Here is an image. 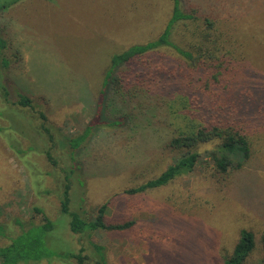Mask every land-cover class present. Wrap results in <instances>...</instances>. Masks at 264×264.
Instances as JSON below:
<instances>
[{
  "label": "rangeland",
  "instance_id": "obj_1",
  "mask_svg": "<svg viewBox=\"0 0 264 264\" xmlns=\"http://www.w3.org/2000/svg\"><path fill=\"white\" fill-rule=\"evenodd\" d=\"M251 1L252 5L240 2L234 9L226 7L233 9L232 14L225 10L221 16L214 14L217 22L211 38L218 40L217 53L216 44L201 37L206 28L201 21L177 25L173 35L178 46L194 55L198 48L206 49L208 63L218 64L217 57L226 60L222 67L223 82L226 79L229 86L226 92L246 107L247 120L252 117L244 121L252 157L242 170L217 179L213 167L204 162L163 188L129 195L125 190L158 177L176 159V152L154 141L152 128L137 138L125 126L100 127L76 159L64 147L55 148L58 168L54 169L43 153L51 144L40 134L39 120L28 112L26 119L23 113L7 110L0 98V246L48 218L56 225L45 237L48 247L78 253L83 246L82 254L90 258L84 264H95L99 257L90 237L79 241L67 226L68 217L60 213L64 170L76 168L73 209L93 218L98 207L107 204L108 223L134 221L126 231L92 235L105 248L108 264H223L243 228L256 238V248L245 264H260L264 258V0ZM170 7L169 0H0V35L7 41L0 53V82L9 80L13 94L26 87L22 93L42 107L55 130L61 129L55 132L76 137L98 121L95 110L85 104L98 103L111 57L156 39L171 16ZM164 55L176 62L183 59L172 50ZM177 92L174 88L164 99L159 94L146 98L150 108H156V114L149 115L155 127L160 126L158 114H162L170 122L165 128L169 134L175 129L169 124L176 123L184 110ZM9 125L14 128L11 134L6 130ZM213 147L201 145L199 151ZM77 162L85 172L76 167ZM37 264L78 263L65 258Z\"/></svg>",
  "mask_w": 264,
  "mask_h": 264
},
{
  "label": "trees",
  "instance_id": "obj_2",
  "mask_svg": "<svg viewBox=\"0 0 264 264\" xmlns=\"http://www.w3.org/2000/svg\"><path fill=\"white\" fill-rule=\"evenodd\" d=\"M243 0H169L171 16L162 33L152 41L143 44H134L120 53L111 57L110 65L105 72L98 103L85 104L96 112L97 123L89 124L82 134L76 137H67L56 133L49 124L48 117L35 101L25 93L26 87L12 93V83L9 80L0 82V98L5 108L10 111L32 114L40 122L39 131L46 137L50 147L45 146L43 153L54 169L58 168V161L53 151L58 146L64 147L69 155L76 159L77 153L82 150L91 134H99L100 127H127L133 130L135 137L144 130L153 129L154 141L163 142L171 151L176 152L174 162L169 165L158 177L125 190L126 194L136 195L156 190L169 185L176 179L193 173L199 164L208 162L213 168L217 179L225 178L231 172L242 170L251 160L252 143L244 121L252 120L246 107L232 98L227 93L229 86L225 79L223 82V62L220 57L215 63H208L206 49L198 48L196 55L190 50L178 46L173 41L177 25L202 22L206 26L201 34L205 42L215 43L213 49L220 51L218 40L211 38V33L216 28L215 13L221 16L224 12L232 14L234 7H238ZM252 5L251 0L242 3ZM226 7L233 8L227 10ZM7 48V41L0 35V53ZM174 51L183 59L176 62L167 58L164 52ZM4 65L7 61L3 60ZM177 89L183 99L184 110L177 115V122L171 123L175 129L173 133L165 131L167 118L161 114V124L158 127L151 118V113L156 114V108H150L146 98L159 94L160 99L169 96V91ZM17 90V89H16ZM173 97V95H170ZM17 97V98H16ZM170 97V98H171ZM171 100V99H168ZM247 112V113H246ZM1 117V115H0ZM7 122V121H6ZM7 124H9L7 122ZM12 125L6 129L13 133ZM5 130V131H6ZM58 136V140L57 137ZM22 138H28L24 134ZM214 144V147L204 153L199 151L201 145ZM205 159V160H204ZM207 159V160H206ZM209 160V161H208ZM76 167L85 172L82 164ZM71 170H64L62 192L60 193V213L66 215L67 226L71 234L90 237L89 244L99 257L95 264H108L106 253L101 245L95 243L92 235L97 231L123 232L134 225V221L124 223H108L107 204L98 207L95 217L86 218L79 211L73 209V174ZM83 185V181L81 182ZM75 194V193H74ZM40 211V210H37ZM65 222V223H66ZM56 228L53 221L45 218L43 224H31L19 235L11 238L10 243L0 246V264H37L44 260L72 258L78 264L90 260L89 256L82 254L86 251L81 247L78 253L54 251L45 241V237ZM92 239V240H91ZM264 251V233L262 235ZM256 248V238L248 229L239 231L238 239L230 256L223 260V264H245ZM260 264H264V258Z\"/></svg>",
  "mask_w": 264,
  "mask_h": 264
}]
</instances>
